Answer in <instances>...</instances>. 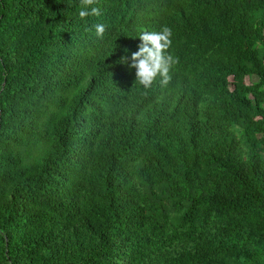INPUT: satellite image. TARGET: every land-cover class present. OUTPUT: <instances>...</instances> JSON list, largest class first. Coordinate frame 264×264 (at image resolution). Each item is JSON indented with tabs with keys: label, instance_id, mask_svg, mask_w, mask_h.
<instances>
[{
	"label": "trees",
	"instance_id": "16d2710c",
	"mask_svg": "<svg viewBox=\"0 0 264 264\" xmlns=\"http://www.w3.org/2000/svg\"><path fill=\"white\" fill-rule=\"evenodd\" d=\"M84 7L0 0V264H264V0Z\"/></svg>",
	"mask_w": 264,
	"mask_h": 264
},
{
	"label": "clouds",
	"instance_id": "9594fccd",
	"mask_svg": "<svg viewBox=\"0 0 264 264\" xmlns=\"http://www.w3.org/2000/svg\"><path fill=\"white\" fill-rule=\"evenodd\" d=\"M94 0H85V7L79 11V17L99 15V9L92 5ZM95 34L102 37L105 33V25H95ZM172 30L164 27L160 31H144L139 35L141 41L138 50L131 54V67L135 69L136 82L144 89H149L153 83L160 79L161 83H167L170 79V70L175 63L174 58L168 53L172 45ZM127 53V49H125ZM128 56L121 57L120 63H127Z\"/></svg>",
	"mask_w": 264,
	"mask_h": 264
},
{
	"label": "rangeland",
	"instance_id": "374dc122",
	"mask_svg": "<svg viewBox=\"0 0 264 264\" xmlns=\"http://www.w3.org/2000/svg\"><path fill=\"white\" fill-rule=\"evenodd\" d=\"M246 82L248 83V80H246Z\"/></svg>",
	"mask_w": 264,
	"mask_h": 264
}]
</instances>
